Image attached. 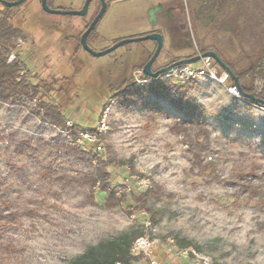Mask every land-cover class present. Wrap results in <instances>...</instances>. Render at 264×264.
Returning <instances> with one entry per match:
<instances>
[{
	"label": "rangeland",
	"instance_id": "1",
	"mask_svg": "<svg viewBox=\"0 0 264 264\" xmlns=\"http://www.w3.org/2000/svg\"><path fill=\"white\" fill-rule=\"evenodd\" d=\"M86 1L50 0V5L78 11ZM256 1L264 11V0H107L87 43L101 52L129 38L159 33L164 44L153 70L201 55L204 47L242 70L257 61L261 49L257 34L244 24L252 23ZM101 9L97 0L84 16L47 13L41 0L14 7L13 23L24 33L15 54L41 91L33 101L0 107L6 139L0 142V179L18 213L15 223L0 230V264H68L89 245L137 227L155 241L156 253L170 246L169 238H184L212 264H264V106L241 101L216 82L195 81L186 97L202 111L211 149L204 155L210 168H194L190 135L194 138L196 128L192 125L188 134L172 130L188 117V108L180 112L150 90L140 102L121 94L126 86L135 94L147 85L137 83L135 75L157 43L130 42L104 56L81 47L83 33ZM3 10L0 4V15ZM40 101L60 106L77 132L99 134V153L115 159L107 167L110 182L126 193L121 205L103 208L106 194L100 191L98 204H91L89 185L74 180L94 166L58 152L57 145L71 143L63 132L69 125L62 129L45 121ZM21 140L37 149L33 157L15 153ZM8 162L24 167L29 185L9 173ZM49 166L54 175L45 179L42 173ZM151 185H160L164 194L141 208L132 195ZM249 189L259 192L251 196ZM175 258L163 264H176ZM131 264L151 263L136 257Z\"/></svg>",
	"mask_w": 264,
	"mask_h": 264
},
{
	"label": "trees",
	"instance_id": "2",
	"mask_svg": "<svg viewBox=\"0 0 264 264\" xmlns=\"http://www.w3.org/2000/svg\"><path fill=\"white\" fill-rule=\"evenodd\" d=\"M0 4L2 3L0 2ZM48 5L52 8L50 0H48ZM254 5L252 12L256 13L252 15V23L248 24L244 21V24L252 27L254 35L257 34L256 41L261 48L257 61L242 70H236L231 63L219 53L215 52L236 76L242 92L252 94L264 100V24H261V21L264 23V11L258 7L259 2L256 1ZM13 10L14 7H6L4 5L3 13L0 15V107L4 105L15 106L25 99L33 101L38 97L41 91V88L31 81L26 69V64L15 54L18 42L24 38V33L13 23ZM93 32L94 31H92L90 35ZM81 47H83L82 43ZM200 51L205 53L208 52L209 49L204 47ZM154 52L150 55L148 61L151 59ZM12 55L14 56L13 58ZM180 60L182 59L176 60L173 63ZM145 65L146 64L142 66L143 69ZM164 75L165 73L158 78L145 76L149 80L146 86L136 90L137 92L135 94L130 87L126 86V88L121 91V94H125L140 102L144 101V93L150 90L159 99L166 101L180 112H185V107L188 108L186 111L188 117L179 119L172 130L175 133L188 134L192 125L196 128L194 138L190 135L192 165L194 168L196 167L200 170H208L210 168V163H205L204 155L209 153L211 149L210 133L206 127V122L202 121L199 115V113H202V111L199 112V110H201L200 107L188 102L186 97L190 86L195 85L196 82L189 81L187 84L171 83V81L164 79ZM138 91H141L140 95H138ZM246 99L249 103L264 106L250 98L246 97ZM38 108L40 111L42 110V117L45 121H50L52 124L62 129L67 127V121L61 112L60 106L47 101H40L38 103ZM78 130L79 128L76 127L69 128L71 143L68 142L66 144L57 145L58 152H63L65 156L74 158L77 162L82 164L94 166L92 171L85 173L82 178L75 179L74 181L81 186L89 185V200L91 204H98L95 195L97 191H100L106 194L103 208L113 209L121 205L126 199V193L119 192L117 187L112 186L110 182L111 173L107 169L110 163H115V159L111 155H108L107 158L102 157L95 146H91L88 151L83 150L82 146L76 143V134ZM95 132L94 130L92 131V133ZM4 140H6L4 133L0 131V142ZM107 149L108 152H110V147ZM15 153L17 155L33 157V155L37 153V149L30 145L27 140H21L16 144ZM7 167L9 173L17 177L21 181V184H30L29 177L23 166L8 162ZM53 175L54 170L51 166L42 173L45 179H49V177ZM3 189L7 190L5 183L0 179V230L15 223L18 217V213L11 207L12 201L6 197ZM249 192L251 196H254V194H258L259 191L257 189H249ZM163 194L164 189L160 185H151L139 195H132V199L142 208L147 207L150 200L156 201L161 199ZM148 210L151 214V219L155 220V212L150 208ZM144 235V230L138 227L130 231L121 232L118 235L103 239L97 244L89 245L82 254L71 259L68 264H131L132 261L136 259L131 253L132 246L137 238ZM176 243L182 248L193 246L192 241L184 238H176Z\"/></svg>",
	"mask_w": 264,
	"mask_h": 264
},
{
	"label": "built area",
	"instance_id": "3",
	"mask_svg": "<svg viewBox=\"0 0 264 264\" xmlns=\"http://www.w3.org/2000/svg\"><path fill=\"white\" fill-rule=\"evenodd\" d=\"M14 56L12 55V58ZM136 82L139 84H147L149 80L145 77L143 70H139L136 75ZM165 79L172 82H189V81H200L206 79L208 81L216 82L225 88L229 94L241 101L247 102L245 96L240 92L239 87L232 81L229 73L222 69L217 62L211 57L201 58L200 64L195 66L193 64H184L177 66L165 73ZM69 125L64 134L70 137L69 128H71V122L68 121ZM103 125L100 127L103 130ZM99 129V130H100ZM76 143L81 145L83 150L88 151L90 146L95 145L98 151L102 150L103 146L99 144V134H92L89 131L81 130L77 133ZM169 251L175 253L182 258H192L197 264H212L211 259L208 256L202 255L192 247L182 248L176 241L169 238ZM131 253L134 257H140L148 259L151 264H159L156 250L155 241L151 240L148 236L144 235L137 238L132 246ZM122 264V263H118Z\"/></svg>",
	"mask_w": 264,
	"mask_h": 264
},
{
	"label": "water",
	"instance_id": "4",
	"mask_svg": "<svg viewBox=\"0 0 264 264\" xmlns=\"http://www.w3.org/2000/svg\"><path fill=\"white\" fill-rule=\"evenodd\" d=\"M26 0H16V1H8V0H0V2L5 5L6 7H15L18 5H21L25 2ZM103 7L101 9L100 14L96 17V19L94 20V22L88 27V29L83 33L82 37H81V43L82 46L85 50H87L89 53H91L94 56H104L112 51H114L116 48H118L119 46L126 44V43H130V42H137V41H143V40H152L155 41L157 43V47L156 50L154 52V54L152 55L151 59L146 63L144 69H143V73L145 76L151 77V78H158L160 75L169 72L170 70H172L173 68L180 66V65H184V64H193L195 62H198L201 60V58H205V57H211L213 58L217 64L224 70H226L229 75L231 76V78L234 80L235 84L239 87V83L238 80L236 78V76L233 74V72L231 71V69L225 64V62L220 58V56L214 52V51H208L205 53H202L201 55H197L191 58H186V59H182L180 61H177L171 65H168L166 67H163L157 71L153 70V64L156 61V59L158 58L162 48H163V44H164V37L163 35L159 34V33H152V34H148L145 36H138V37H134V38H129L126 40H123L117 44H115L113 47L105 49L101 52H96L94 50H92L87 43L88 37L90 35V33L95 29L97 23L99 22V20L101 19V17L103 16V14L105 13L107 6H106V0H101ZM92 2V0H87L83 6V8L81 10H63V9H53L48 5V0H41V6L42 9L50 14H75V15H81L84 16L88 13L89 7H90V3ZM159 7H156L152 10V18L154 20V23L156 22V15H157V11H158ZM240 92L242 93L243 96L250 98L262 105H264V100L257 98L255 96H253L252 94H247L242 92L241 88L239 87Z\"/></svg>",
	"mask_w": 264,
	"mask_h": 264
},
{
	"label": "crops",
	"instance_id": "5",
	"mask_svg": "<svg viewBox=\"0 0 264 264\" xmlns=\"http://www.w3.org/2000/svg\"><path fill=\"white\" fill-rule=\"evenodd\" d=\"M156 256L159 260V263L163 264V263H168L170 261L174 262V260L176 259L175 257H177L179 259V261H177L176 264H197L196 262H194L191 258H181L178 255H176L173 252L169 251V247L167 249H165L163 252L161 253H156ZM180 259H182L180 261Z\"/></svg>",
	"mask_w": 264,
	"mask_h": 264
},
{
	"label": "flooded vegetation",
	"instance_id": "6",
	"mask_svg": "<svg viewBox=\"0 0 264 264\" xmlns=\"http://www.w3.org/2000/svg\"><path fill=\"white\" fill-rule=\"evenodd\" d=\"M94 0H92V2H93ZM98 1V3H99V5H100V7L102 8V1L101 0H97ZM91 2V3H92ZM106 2H107V0H106ZM84 6V5H83ZM166 67V66H165ZM161 68H163V67H161ZM161 68H159V69H161ZM159 69H156V70H154V71H157V70H159Z\"/></svg>",
	"mask_w": 264,
	"mask_h": 264
}]
</instances>
